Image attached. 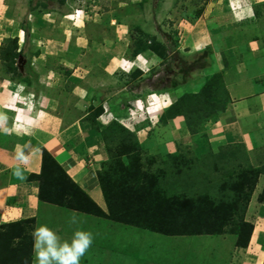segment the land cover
Segmentation results:
<instances>
[{"label":"rangeland","instance_id":"374dc122","mask_svg":"<svg viewBox=\"0 0 264 264\" xmlns=\"http://www.w3.org/2000/svg\"><path fill=\"white\" fill-rule=\"evenodd\" d=\"M245 2L246 0H0V55L8 46L7 43L16 39L14 76L24 81L29 80L30 72L35 74L30 68H75L78 71H73V76L90 74L91 78L97 77L98 71L103 68H108V72H103L107 77V81L103 83L107 86L106 89L104 87V90L99 91L98 82L88 80L87 83L94 86L93 94L83 107V113L87 114L85 119L98 130L103 141L108 140L107 143L104 141L107 154L109 155L107 149L115 154L121 152L122 149H119L124 141H129L128 145L132 147V142L130 138L126 140L127 132H121L122 129L117 126L106 131V126L115 120L102 112L107 110L110 113L107 102L100 103L99 99L103 98L100 94L106 95L107 99H115L113 96L117 93L131 89L129 98L134 94L138 97L130 98L129 102L127 99L123 103L119 101L123 107H118L124 112L120 114V121L116 122L127 129L136 130L138 127L134 134L144 173L151 171L157 174L162 184L170 185L169 192L178 190L184 196H189L209 188L207 177L199 174V171L208 173L215 180L234 182L235 178L231 177L239 167L245 168L249 164L264 170V163L258 165L256 162L258 157L255 155H259L257 152L248 156L247 153H241L239 146L223 144H216L213 149L207 140L212 139L213 130L217 128L212 130L213 126L205 120L200 125L201 144L197 142L198 145L194 146L189 140L190 136L184 139V143L183 139H177L180 144L176 141L175 150L184 156L187 163L179 162L182 164V171L179 176L173 175L174 168L167 155L174 148L169 141V135L174 133V129L169 118L163 115L159 117V113L156 115L153 109L160 103L164 106L174 101L175 96L168 88L173 79H181L182 58L186 61L185 65L194 66L188 74L190 78L196 77L205 82L204 73L195 71L198 60L201 59L193 51L194 47H188V39L196 34L207 38L210 26H214L212 18L226 13L227 6L238 10ZM228 23V28L223 32L233 33V36L241 35L252 27L240 26L231 20L221 24L225 26ZM235 32L239 34L236 35ZM138 37L146 42L152 41L157 49L164 45L167 50L162 56L145 51L132 57ZM171 47L174 50L179 48L181 53H173ZM11 58L5 61L0 58V68H5V62H9ZM135 66H141L144 70L132 74L134 68L138 69ZM21 68H27L30 72L25 73ZM68 74L71 75V69L69 73H64L65 76ZM152 93H160L159 99L162 102L157 103ZM13 100L14 95L11 102ZM98 108L101 111L95 114ZM89 117L94 119L93 125ZM143 120L147 123H142ZM128 130L131 134L130 129ZM216 155L219 158H215ZM128 156L130 155L126 154L122 157L126 163ZM261 159L264 161V155ZM215 162L219 163L222 171H214ZM167 169L169 173L165 171ZM262 179L259 182L257 178L247 205V208L253 206L249 217L256 219V231L253 220L248 219L247 208L245 211V220L253 225L246 246H238L237 235L229 232L167 236L112 223L117 226V230H106L109 234L104 236L105 229L102 228V237L92 244L80 264H159L160 260L161 264H262L264 212L259 204L262 203L261 187H264ZM211 192L217 194L215 190L209 191ZM255 194L258 196L251 203V196ZM260 230L262 233H259ZM60 237L62 241L71 240L65 239L64 234ZM169 248L173 251L169 252ZM160 253L162 254L157 256Z\"/></svg>","mask_w":264,"mask_h":264},{"label":"crops","instance_id":"0c3cea01","mask_svg":"<svg viewBox=\"0 0 264 264\" xmlns=\"http://www.w3.org/2000/svg\"><path fill=\"white\" fill-rule=\"evenodd\" d=\"M227 7L226 13L212 18L211 23L214 26H210L207 38L196 34L188 39V47H194L193 51L198 55L202 50L209 49V65L205 69L195 71L204 73L203 81L214 73H220V87L225 93L224 109L206 121L213 126L212 130L217 128L213 130L212 139L209 138L207 142L213 149L216 144H223L239 146L241 153H247L248 156L257 152L259 155L255 156L258 157L256 162L259 165L264 163L261 159L264 155V0H246L238 10ZM230 20L240 26L252 27H249L245 34L233 36V33L223 32L229 23L225 26L221 24ZM235 33L237 35L238 32ZM176 50L180 52L179 48ZM31 69L35 71L34 75L30 72ZM70 69L71 75L65 76L64 73H69ZM135 70L136 68L132 74ZM137 70L142 71L139 68ZM22 71L30 72L29 80L24 81L14 75L11 77L10 72L0 68V232L5 229L6 224L32 219L31 229L26 226L31 235L37 226L45 224L59 236L64 234L68 240L77 229L90 231L94 236L93 243H96V240L102 237V228L105 229L106 236L109 234L106 230H117V226L112 223L122 226L125 224L41 200L38 196V180L31 175L40 172L42 152L45 149L68 176L107 212L97 170L109 157L101 134L85 119L87 114L83 113V107L93 94L94 86L88 84V80L98 82V90H104V87L106 89L107 86L103 83L107 81V77L103 72H108V68L98 71L99 75L93 78L90 74L73 76V71H78L75 68H30V71L24 68ZM203 83L196 77L189 76L186 83L178 85L171 93L176 99L184 92H197ZM22 85L24 89L20 95L34 94L32 112L26 113L25 109L17 112L12 108L13 105H10L13 93L20 91L19 87ZM130 91L131 89L117 93L113 96L115 99H107V96L101 93L100 97L103 98L99 101L101 104L107 102L111 114L120 115L124 110L118 107H123L119 101L127 99L129 102L130 98L138 97L134 94L129 98ZM15 105L23 106L18 101ZM161 109L162 107L159 112ZM169 121L174 129V133L169 135V141L174 148L168 154L177 152L175 145L176 141L180 144L178 138L181 141L183 139L184 143V139L190 136L189 140L194 146L202 143L199 141L202 140L199 136L201 131L199 134L188 131L183 116L177 115ZM17 172L21 175L18 176ZM261 179L264 185V173L259 175V182ZM257 196L258 194L251 196V203ZM259 204L264 212V203ZM248 207L247 216L251 219L249 215L251 216L253 206ZM73 216L77 218L78 223H69ZM262 217L264 218L263 213ZM252 220L254 223L256 219L252 218L250 221ZM257 227L254 223L255 231ZM262 232L260 230L259 233ZM15 240L17 242L18 238ZM168 251L173 250L169 248ZM212 256L216 259L215 255ZM158 263L161 264V260ZM31 264H36L33 244Z\"/></svg>","mask_w":264,"mask_h":264},{"label":"trees","instance_id":"16d2710c","mask_svg":"<svg viewBox=\"0 0 264 264\" xmlns=\"http://www.w3.org/2000/svg\"><path fill=\"white\" fill-rule=\"evenodd\" d=\"M7 44L8 46L6 49L3 48L5 51H2L3 54L0 55V58L5 61L12 57L9 62H5V70L11 73V77H14L16 68H13V59L17 54L16 39ZM135 46L132 57L145 51L156 52L159 56H162L164 51L167 50L164 45L157 49L152 41L146 42L142 37L137 38ZM170 49L173 53L180 54L178 50H174L172 47ZM208 55L209 49L200 52L198 59L201 60H198L199 64L195 69L202 70L209 65ZM181 62L183 63V67L180 68L181 79H173L171 87L168 88L169 92H172L178 85L186 83L189 72L194 68L192 64L185 65L186 61L183 58ZM138 72L139 70L136 69L133 74ZM221 84L220 73L208 76L197 92H184L178 95L168 107L162 110L160 116L172 119L177 115H181L191 133L199 132L201 123L218 115L226 105L225 93L220 87ZM100 111L101 108H98L95 114ZM89 119L92 118L89 117ZM92 121L91 124L93 125L95 123L94 119ZM115 126L121 128V132H127L126 140L127 138L131 139L132 147L128 145L129 141H124L119 149H122L121 152L115 154V152L107 149L109 158L97 170V177L106 201L107 212L103 211L68 176L60 164L45 149L42 152L40 172L31 175L32 178L38 180L39 198L60 206L109 218L114 222L164 235L229 232L237 235L236 244L238 246H246L253 225L245 220V211L257 178L259 174L264 173V170L262 171L261 168L249 164L245 168L239 167L232 174L231 178H235L236 181H234L235 183L232 181L233 184L232 182L221 181V179L220 181L215 180L208 173L199 171V174L206 176L208 179L209 188L207 187L206 191L196 192L189 196H184L178 190L171 193L168 190L170 185L168 183L167 185L162 184L157 174L151 171L144 173L145 169L139 160L138 143L132 131H130V134L127 128L116 121L110 122L106 126V131L116 128ZM104 141L107 143L108 140L104 139ZM126 154L130 155L127 158V163L122 158ZM167 156L174 168L173 175L179 176L182 171L180 165L184 162L187 163V160L178 151ZM217 157L219 158L216 155L215 158ZM179 162H182V164H179ZM218 165V162L213 164L214 171H222V168ZM165 171L169 173V169ZM141 178L143 179L141 180ZM211 190L217 191V194L209 193ZM260 201L264 203V187L260 193ZM236 213L237 215H235ZM31 220L27 219L6 224L5 229L1 230L0 264H31L33 244L30 232ZM26 226L30 228L28 231ZM17 238L18 241L15 242ZM262 264H264V260Z\"/></svg>","mask_w":264,"mask_h":264},{"label":"clouds","instance_id":"9594fccd","mask_svg":"<svg viewBox=\"0 0 264 264\" xmlns=\"http://www.w3.org/2000/svg\"><path fill=\"white\" fill-rule=\"evenodd\" d=\"M135 67L141 70H144V68H141V66H135ZM23 89H24V86L22 85V87H19L20 91H18V93L20 94V92H22ZM160 93L157 95L155 93H152V96L155 99H157L156 100L157 103L162 102L161 99L158 98V95H160ZM22 96H26V95H22ZM34 98L35 97H33V102H32L33 105L31 109H26L23 102L18 101L21 104H23L21 108L24 107L25 109L24 112L26 113L32 112L34 108ZM16 102L17 100L15 101V103ZM171 103L172 102L164 106L161 105L160 103L159 105H156V106H159V107H162V109H165ZM161 110L158 114L159 117L162 112ZM103 113L109 114L110 116L113 117L112 118L113 120L119 121L118 119L115 118L116 116L120 117L119 114H111V112L108 113L107 110H103ZM128 129L136 133V130L131 129V128H128ZM17 175L20 176L21 174L17 172ZM69 223L76 224L78 223V220L75 216H73L70 218ZM32 237H33V253H34L36 264H80L81 259L91 248L93 241H94L93 233H91L90 231H85L81 229H77L73 233L70 241H62L61 237L52 228L48 227L45 224H41L37 226L32 232Z\"/></svg>","mask_w":264,"mask_h":264},{"label":"built area","instance_id":"2783aa9c","mask_svg":"<svg viewBox=\"0 0 264 264\" xmlns=\"http://www.w3.org/2000/svg\"><path fill=\"white\" fill-rule=\"evenodd\" d=\"M13 95H14V100H13V104L11 103L10 105H13L12 106V108H15L16 110H17V112H21L22 110H24V107L23 108H21V107H16V105H15V101H16V99H17V101H22L23 102V104L25 105V108L27 109H31V107H32V105H33V94L32 93H29V94H27L26 96H22V95H20L18 92H14L13 93ZM158 98H159V95H158ZM161 101H162V99H161ZM153 103V102H152ZM170 103V102H169ZM130 110H132L131 108H130ZM147 112H149V108L147 109ZM134 113V112H133ZM116 119H118L119 121H120V117H118V116H116L115 117ZM142 123H144V124H146L147 122H145L144 120L143 121H141ZM138 123H140V122H138ZM138 128V127H137Z\"/></svg>","mask_w":264,"mask_h":264},{"label":"bare ground","instance_id":"6f19581e","mask_svg":"<svg viewBox=\"0 0 264 264\" xmlns=\"http://www.w3.org/2000/svg\"><path fill=\"white\" fill-rule=\"evenodd\" d=\"M160 108V107H159ZM159 108L157 109L156 107H153L154 109V113L157 115V113H159Z\"/></svg>","mask_w":264,"mask_h":264}]
</instances>
